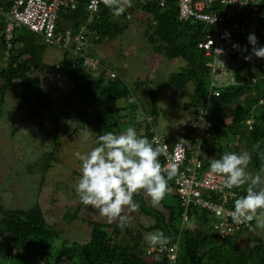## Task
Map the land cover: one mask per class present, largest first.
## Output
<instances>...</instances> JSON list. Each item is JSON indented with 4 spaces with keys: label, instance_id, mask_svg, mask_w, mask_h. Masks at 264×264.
Here are the masks:
<instances>
[{
    "label": "trees",
    "instance_id": "trees-1",
    "mask_svg": "<svg viewBox=\"0 0 264 264\" xmlns=\"http://www.w3.org/2000/svg\"><path fill=\"white\" fill-rule=\"evenodd\" d=\"M8 6L9 0H0V7L7 9ZM258 8L259 22L264 26V0H260ZM134 10L146 15L143 35L152 46L153 52L163 55L166 59L179 58L183 61L182 67L168 73L164 85L179 89L185 84H190L189 98L181 106L183 109H190L188 129L191 136V121L198 107H205V115L211 122V136L199 145L203 166L210 169L213 158L211 151L204 148V145L213 143L211 140L215 139L222 141L221 154L236 152L238 145L244 144L251 156L252 174L258 173L264 166V103L259 102L264 101V69L251 67L247 60L238 57L236 52L240 51L236 48V51L228 54L234 83L211 87L217 90V95H208L209 59L196 46L204 32V25L198 21L179 20L175 0H164L162 5L158 4V0H132V7L126 9L119 17L112 15L109 8L101 5L91 19H88V12L83 3H79L74 9L63 5L57 11L54 34L63 37L64 31L69 29L72 37L82 28L86 37L84 47L86 50L91 49L90 53H87L91 55L94 49L91 47L99 45L104 39H114L122 33L128 21L125 19L127 12ZM3 28L4 21L0 15V104L6 91L19 92L17 98L19 97L21 105L31 103L34 106L28 117L37 118L39 126L45 122L53 123L56 135L58 124L62 125V133L68 134L88 126L118 133L119 119L135 114L133 108L138 104H133L134 101L130 103L132 108H129L128 115L124 112L125 115L122 116L119 113L124 106L115 103L130 97L132 86L120 75L109 77L104 62L98 68L99 75L94 77L91 67L84 66L82 58L72 54L74 41L70 40L65 47H57L18 26L13 28L10 45L6 46ZM253 33L257 37L258 45L264 46V43L259 42V35L255 30L235 34L224 43L232 40L229 43L231 45H251L247 38ZM47 46L61 50L62 57L52 65V86L47 83L46 88L61 90L70 99L79 101L83 108L81 107L76 115L69 113L62 104L57 105L50 91L41 87L37 78L29 80L30 71L39 66ZM55 65H59V68L54 69ZM57 70L59 77L55 76ZM143 92L145 97L149 98L151 110H141V114H148L146 117L152 119V116L155 117L158 113L156 103L159 91L145 89ZM141 114L139 112V116ZM65 120L69 123L66 124ZM152 122L155 123L154 118ZM153 123L151 128L156 134L162 135L168 143L176 141L172 136L158 132ZM135 126L141 127V133L150 140L152 129L146 120L135 123ZM182 139L189 142L186 144V152L189 154L190 149L195 148L194 139ZM232 142L236 145L231 147ZM159 159L163 164L160 157ZM169 185L172 187V180ZM247 187L248 184L239 188L223 189L233 193L231 204H234L236 199L246 195ZM213 197L215 198L214 194ZM133 199L139 200L140 209L148 215L144 212L146 207L142 205L140 196L136 194ZM172 201L173 203L168 201V204L164 205L167 211L165 216H154L155 224L145 228L130 227L122 237L116 238L117 235L120 236L117 231L115 236L108 234L103 226L99 229L101 223L92 220L94 228L89 230L88 240L81 243H65L66 241L60 240L59 245L54 247L52 243L59 238L60 231L45 223L43 212L37 203L34 202L26 209L0 206V264H52L62 259L67 260L69 264H168L164 256L145 255L144 248L147 245L142 232H152L155 228L170 237L171 242L178 235L175 264H264V239L258 232L260 227H256L254 232L239 230L217 238L210 229V218L205 211L193 208L190 215L192 218L197 217V220L193 225L186 224L178 234L181 206L175 194ZM255 218L258 222L262 219L264 221V215L260 212ZM110 224L115 225L114 222ZM242 236L250 241L249 247L245 248L237 243V238Z\"/></svg>",
    "mask_w": 264,
    "mask_h": 264
},
{
    "label": "rangeland",
    "instance_id": "rangeland-1",
    "mask_svg": "<svg viewBox=\"0 0 264 264\" xmlns=\"http://www.w3.org/2000/svg\"><path fill=\"white\" fill-rule=\"evenodd\" d=\"M127 13L125 19L128 21L121 34L111 40L104 39L99 45L91 47L94 48L91 56L97 60L96 66L91 67L94 77L99 75L98 68L104 62L108 67L116 70L120 69V65L130 68V75L132 74L137 81H140L138 84L135 82V87L132 85L130 94L138 101V103L132 102L138 104L137 107L135 106L136 110L135 107L133 108L135 114L119 119L118 133L125 131L129 126L134 127L135 123H142L143 119L145 120L141 114V107L146 112L151 110V107L146 106L145 100L138 92L141 89L149 90L151 88L149 84L156 86L167 78L168 73L177 71L184 65L179 58L166 59L163 55L153 52L152 46L143 35L146 17L144 13L138 10ZM231 42L232 40L228 41V43ZM232 45L231 47H233ZM257 47H260L258 43ZM238 49L240 52H236V54L243 59L245 54L246 56L250 55L252 45L242 44ZM87 50L90 53L91 49ZM61 53V50L47 46L41 56L39 66L30 71L29 80L37 78L40 86L46 91H50L57 105L62 104L61 106L65 107L69 113L76 115L82 107L79 101L70 99L61 90L48 89L45 85L49 83L52 86L53 80L50 77L52 65L61 59ZM247 61L253 68L264 69V58L252 56L251 60ZM87 71L90 72L88 69ZM154 73H158L161 78H158ZM156 87L159 88L158 85ZM164 87V95L158 96L156 105L158 113L155 117L152 116L148 122L152 124L154 118L155 123L153 124L156 130L172 136L175 140H181L182 137L193 138L188 129L190 109H183L181 106L189 98L190 84H185L179 89L168 88L166 84ZM17 95L19 96V92L6 91L3 95V102L0 104V206L10 209H26L35 202L43 212L45 223L60 231V239H56L52 243V247L59 245L60 240L66 241L65 243L84 242L90 238L89 230L94 228L93 222L90 221L95 220L97 211L81 203L76 194L75 185L81 176L82 162L76 158L75 153L77 151L87 153L92 147L97 146L95 143L97 137L104 134L106 130L100 131L97 126H88L73 134H68L62 133V125L58 124V134L56 135L53 123L45 122L39 126L37 118L28 117L34 106L31 103L21 105ZM122 103L127 109L132 108V104L126 101ZM139 112L141 116H139ZM65 123L68 124V120H65ZM135 129L138 134L141 133V130ZM88 130L91 131V138L85 142L82 139V133ZM211 141L213 143H207L204 148L211 151L213 159L219 158L218 155L222 153L223 148L222 141L215 139ZM233 145L236 144L232 142L230 146ZM244 151H247L244 144H239L235 153L240 154ZM247 171L252 174L251 163H249ZM262 179H264V174H262ZM169 186L171 192L165 196L159 206L153 207L154 210L150 206H153L151 201L146 202L147 204L142 203L146 207L144 212L156 217L164 215V205L168 204V201L173 203V189L171 185ZM134 201L140 208L139 200L135 199ZM76 203L80 207L74 210ZM136 212L130 214V219L124 227L117 225V222L112 226L110 224L112 222H109L106 217L100 216L97 222L103 225L100 224L98 228L101 229L103 226L104 231L115 236V231L117 233L125 232L130 227H135L134 224H136V228H145L149 225L151 219L143 214L139 217ZM193 224L194 222L190 225ZM258 232L264 239V228H259ZM237 243L245 248L251 244L245 236L237 238ZM52 264H69V262L62 259Z\"/></svg>",
    "mask_w": 264,
    "mask_h": 264
},
{
    "label": "built area",
    "instance_id": "built-area-1",
    "mask_svg": "<svg viewBox=\"0 0 264 264\" xmlns=\"http://www.w3.org/2000/svg\"><path fill=\"white\" fill-rule=\"evenodd\" d=\"M163 1L158 0V4L162 5ZM175 2L179 20L198 21L204 25V32L196 46L209 59L207 62L210 67L208 95H217V90L211 87H222L234 83L228 54L236 51V48L224 41L235 34L255 30L259 35V42L264 43V26H261L259 22L260 0H175ZM79 3L84 4L88 19L92 18L99 6L104 5L102 0H9L7 9L0 7L6 46L10 45L13 28L22 26L40 36L44 42L57 47H65L70 40L74 41L72 54L75 57H81L82 64L86 67L96 65L97 60L87 54L88 51L84 47L86 37L82 28L72 37L69 29L64 31L63 37L54 34L58 8L67 5L70 9H74ZM215 49H222L223 53L218 57ZM57 68L59 65L54 66V69ZM107 74L111 78L116 75L113 71H108ZM55 76H60L58 70ZM259 102L264 103L263 100ZM190 128L193 132L195 148L190 149L189 154L186 152L187 145L177 146L179 140L168 143L152 128L150 136V141H155L164 147V153L160 156L163 164L173 160L179 164V173L172 179L173 194L176 195L181 206L178 234L186 224L189 225L197 220V217L192 218L190 215L193 208L205 211L210 218V229L217 238L239 230L254 232L258 227L256 218L242 224L232 221L230 213L234 210V204H231L233 193L223 189L224 177L213 174L209 168L203 166L199 145L211 136V122L205 115V107H198ZM177 241L178 235L173 242L163 248L146 246L145 255L164 256L168 264H175Z\"/></svg>",
    "mask_w": 264,
    "mask_h": 264
},
{
    "label": "clouds",
    "instance_id": "clouds-1",
    "mask_svg": "<svg viewBox=\"0 0 264 264\" xmlns=\"http://www.w3.org/2000/svg\"><path fill=\"white\" fill-rule=\"evenodd\" d=\"M102 3L116 17L132 7V0H102ZM247 39L252 49L244 59L251 60L252 56L264 58V46L257 47L255 34H250ZM233 47L239 48V45L234 44ZM215 50L218 57L223 53L222 49ZM146 116L148 114L143 115L150 127L148 120L151 118ZM90 138V130L82 133L85 142ZM95 143L97 146L87 153H75L82 162L75 191L81 203L98 211L109 222L126 226L130 214L139 207L133 199L134 195L141 191L150 197L153 206H159L171 192L169 181L178 175L179 164L174 160L162 164L159 157L164 153V147L150 141L142 133L138 134L134 127L129 126L120 133L106 132L99 135ZM188 143L181 139L177 146ZM250 160L247 151L240 154L224 152L210 163V171L224 177V188H239L248 184L246 195L235 200L234 210L230 213L236 224L251 222L258 212L264 215V168L255 175L249 173L247 168ZM257 226L264 228V221L258 222ZM145 241L153 248H163L171 242V238L157 230L146 234Z\"/></svg>",
    "mask_w": 264,
    "mask_h": 264
},
{
    "label": "crops",
    "instance_id": "crops-1",
    "mask_svg": "<svg viewBox=\"0 0 264 264\" xmlns=\"http://www.w3.org/2000/svg\"><path fill=\"white\" fill-rule=\"evenodd\" d=\"M104 65H106V64H104ZM106 67L108 68V70H107V72L108 71H113L115 74H117V75H120V76H122V78L123 79H125V81L127 82V84H130L131 86L132 85H134V83L135 82H140V81H137V79H136V77H134L132 74L130 75V68H127V67H124L123 65H120V69L119 70H116V69H114V68H111V67H108L107 65H106ZM155 69V68H154ZM153 69V70H154ZM158 78H161V77H159V75H158V73H154ZM166 81V79L164 80V81H162V82H160V83H158L157 85L159 86V88H157L156 86H153L152 84H149L150 86H151V88L150 89H153V90H156V91H159L160 92V94H159V92H158V94H157V101H158V96L159 97H161V96H163L164 95V90H165V85H164V82ZM169 88V87H168ZM139 94H140V96L142 97V99H144L145 100V103H146V106L147 107H151V105H149L150 104V102H148L149 101V98H147V97H145V95H144V92H143V90L141 89L139 92H138ZM123 101H126V102H128V103H131L132 101H134V102H137L138 103V101L136 100V98H134L132 95L130 96V97H128V98H126V100H123ZM122 100H120V101H115V103L117 104V105H120V106H124V109L123 110H121L120 111V113L119 114H121L120 116H122L123 114H124V112L128 115V112L130 111V109H127V107L122 103L123 102ZM158 103V102H157ZM156 103V104H157ZM144 107V106H143ZM141 110L143 111V112H146L144 109H142V107H141ZM125 115V114H124ZM150 115V114H149ZM125 118H127V116L125 117ZM190 118V117H189ZM140 126V125H139ZM139 126H135L134 128H139V130H142L143 131V129L141 128V127H139ZM100 131H104V130H102V129H99ZM107 131H105L104 133H106ZM168 133V132H167ZM165 134V133H164ZM137 195H139L140 196V198L142 199V201H143V203H145V204H147L146 202H150L151 201V199H150V197H148L147 195H146V193H144L143 191H141V192H139ZM149 205V204H148ZM151 207H152V209L154 210V206H152V205H150ZM80 207V205L78 204V203H76L75 204V206H74V210L76 209V208H79ZM138 212H136V213H138V216L140 217V215L141 214H143V215H145L144 213H143V211L140 209V208H138V210H137ZM164 211H165V213H164V216L167 214V211L164 209ZM147 217H149L150 219H151V221H150V223H149V225H152V224H155V221H153L154 219H155V217H154V215H146ZM100 219V215H99V213H98V211H97V214L95 215V220H93V221H96L97 222V220H99ZM91 222V221H90ZM102 224V223H101ZM114 224H115V222H114ZM117 225H118V223H116ZM135 226H136V224H134ZM149 225H147V226H149ZM132 226V225H131ZM130 227V226H129ZM157 230H159V229H157V228H155V229H152V232H156ZM145 233V234H144ZM148 233H151L150 231L149 232H142V236H143V239H144V242L146 243V245L147 246H149V244L145 241V236H146V234H148ZM120 234H124V232H122V233H119V235ZM135 234V233H134ZM133 234V235H134ZM122 235H120V236H116V238H118V237H122ZM132 235V236H133Z\"/></svg>",
    "mask_w": 264,
    "mask_h": 264
}]
</instances>
